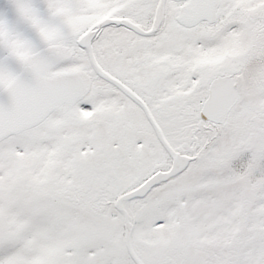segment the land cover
Instances as JSON below:
<instances>
[{"label":"snow or ice","instance_id":"1","mask_svg":"<svg viewBox=\"0 0 264 264\" xmlns=\"http://www.w3.org/2000/svg\"><path fill=\"white\" fill-rule=\"evenodd\" d=\"M0 264H264V0H0Z\"/></svg>","mask_w":264,"mask_h":264}]
</instances>
